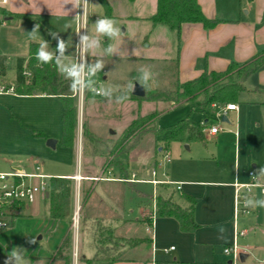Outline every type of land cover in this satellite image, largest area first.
<instances>
[{
  "label": "crops",
  "instance_id": "1",
  "mask_svg": "<svg viewBox=\"0 0 264 264\" xmlns=\"http://www.w3.org/2000/svg\"><path fill=\"white\" fill-rule=\"evenodd\" d=\"M108 2L112 8L111 16L108 18L117 21L122 36L118 41H109L106 37H101V48L96 50L97 54H102L109 43L115 44L119 49V55L104 56L103 80L109 78L108 63L118 60L135 61L141 63L142 67H149L154 73L151 84L168 82L169 78L163 65L178 58L179 79L185 82L198 77L205 69L223 71L231 62L244 63L264 51V0H198L204 14L211 19L217 18L220 22L213 28H205L201 23H185L179 46L174 31L166 25H154L150 20L157 11V0H108ZM2 8L13 14L0 15V51L8 57L7 67L9 60H15V76L9 78L8 74L6 75L11 82L16 77V60L20 56L28 55L31 42L40 43L46 40L49 42L50 50L56 48L57 41L49 34L51 32L58 33L59 37L70 45L66 54L75 51L79 23L75 16L82 15V9H73L70 3L65 5V0H7ZM17 14H30L31 19ZM89 17L88 13L87 29L94 33L96 21L90 20ZM100 17H107L105 10L104 15ZM36 25L40 26L39 33L33 40L28 33ZM94 59L95 56L88 57L90 63ZM133 72L139 73L138 70L131 73ZM245 85L247 89L241 92L238 102H233L238 105V109H225L229 103L212 105L213 118H209L199 108H194L192 102H182L192 103L193 111H199L203 116L198 123L191 121L207 125L204 144L209 137L214 139L216 144L222 143L225 132L234 136V142L231 143L232 154L228 157L223 153L225 149L222 150L219 156H216L217 167L204 170L203 167L191 165L189 171L185 173H172L169 169L159 173L156 167L151 171L147 168L131 170L130 160L127 158L117 164L104 162L103 156L98 155L97 151L85 150L83 128L79 125L76 127L72 147L78 151L79 159L81 153L87 154V162H83L78 171L74 167L54 171L46 166L44 159H48L50 148L54 149L59 144L61 136L48 135V128L40 124L39 116L44 113L31 108L26 111L23 107L17 110L13 117H10L9 113L16 108V103H23L25 100L55 98L60 101V99L45 93L23 95L16 93L15 90L0 92V172L18 171L23 174H43L47 178L57 176L74 179L73 207L75 210L76 202H80L81 221H84L79 230L78 241L73 244L72 249L74 251L77 249L81 256L92 258L95 255L93 228L95 220H101L103 225L112 227L116 237L145 239L134 246L123 243L120 248V259L116 261L111 263L95 261L92 264H231V259L224 254L223 248L234 242L244 250L241 254L244 264H262L257 259L264 256V239L258 240L261 236L258 232L262 231L260 227L264 225V208H256L250 215H241L236 220L234 207L236 183L249 182L251 169L257 171L264 168V66L251 74ZM97 99L99 97L90 98L86 102L94 106ZM246 109L252 112L254 118L241 124ZM62 113L61 104L60 118ZM217 113L221 115L222 129L212 134L208 128L218 122ZM210 120L212 123L209 124ZM223 122L227 125L223 126ZM35 131H46L48 138L57 139L56 146H49L48 138L36 137ZM113 133L112 131L110 134ZM98 136L99 144L104 146L112 141L105 135ZM10 139L24 143L26 147L22 153L24 157L14 155L15 150L2 148L1 144L6 140L11 142ZM140 142L123 153L130 156ZM224 144L226 147L227 144L225 142ZM168 145L165 141L163 145L156 143V146H159L157 151L163 156V160L166 151L171 153ZM192 146L193 143L187 145L188 148ZM41 157L43 162H39ZM160 161L161 156H156L155 162ZM24 179L27 182L40 180L38 177ZM153 179L161 182L154 183L151 181ZM86 192L89 193L86 195ZM158 194L172 195L178 203H184V194L194 196L197 227L184 231L174 216L158 214L156 207ZM40 195L34 202L19 203L14 210L15 216L21 217L36 212ZM252 195L263 198L259 188H254ZM43 196L48 200L46 194ZM148 197L150 200L147 201ZM218 225H224L226 228L224 240L217 238ZM127 226L130 229L133 226H140V235L120 234ZM240 227L247 230L242 237L237 236ZM66 228L63 230L59 245ZM57 249L48 256L39 255L36 259L38 261L47 257L50 259ZM78 264L85 263L78 260Z\"/></svg>",
  "mask_w": 264,
  "mask_h": 264
},
{
  "label": "trees",
  "instance_id": "2",
  "mask_svg": "<svg viewBox=\"0 0 264 264\" xmlns=\"http://www.w3.org/2000/svg\"><path fill=\"white\" fill-rule=\"evenodd\" d=\"M105 10L107 17L111 16L112 8L108 0H99ZM0 15H13L4 8H0ZM17 16L31 19L30 14H17ZM154 25L162 24L168 26L177 35L178 46L181 42L182 27L185 23H201L205 28H213L220 20L207 17L198 2V0H157V11L150 17ZM40 43L31 42L27 56H20L16 60V77L11 82L7 75L8 57L0 51V86L6 84L7 87L14 86L18 94H50L57 96L62 104V135L59 143L66 147H72L75 140V131L77 127V100L73 97L70 89V81L62 76L54 63L41 64L35 58V53ZM54 48V47H53ZM264 66V51L254 56L244 63L231 62L223 71L205 69L198 77L181 82L179 79L178 58L171 62H166L163 69L167 72L169 81L164 87L155 88L149 86L146 95L143 97L135 96L133 93L121 92V95L127 94L129 99H146L151 102H172L182 103L190 101L194 108H199L207 114L209 118L214 117L212 105L238 102L241 92L245 91V82L249 76ZM139 73H131L129 82H136ZM103 71L98 74L97 82L100 85L103 80ZM158 85V84H157ZM88 99L102 97L87 93ZM157 112L154 111L147 115L139 116L133 120L125 129L122 137L117 141L108 142L105 147L108 152L123 153L134 148L147 132L163 134L166 143L179 139L183 133H187L189 139H196L201 142L206 141V124H197L191 121L188 116L176 124L165 129L159 128L155 124ZM36 137L48 138L43 131H35ZM84 148L88 150L93 146V151L98 149L99 142L90 129L88 124L83 125ZM47 190L50 203V216L57 219H65L67 228L62 242L59 245L55 258L64 260L65 264L72 262V230L71 219L74 211V193L75 181L69 177H48ZM89 192H86V195ZM184 203H178L173 196L158 194L156 196V207L158 214L162 216H174L180 222L184 231L193 230L197 227L195 221L196 198L189 194H184ZM19 203L15 202L12 209H15ZM84 221V220H83ZM81 221V225L82 222ZM96 252L92 258L80 256V261L85 264H92L95 261L113 262L120 259V248L123 243L128 245H137L145 239L116 237L114 230L110 226H105L101 220H95L93 224Z\"/></svg>",
  "mask_w": 264,
  "mask_h": 264
},
{
  "label": "rangeland",
  "instance_id": "3",
  "mask_svg": "<svg viewBox=\"0 0 264 264\" xmlns=\"http://www.w3.org/2000/svg\"><path fill=\"white\" fill-rule=\"evenodd\" d=\"M88 2V13L90 15L89 19L96 21L97 18L99 19L100 15H104V9L99 0H88ZM108 64H110L108 73L109 78L102 80L99 86H110L114 92L113 100L112 102H109L105 97L102 96L97 99L94 106H91L88 102H85L84 106L82 107V113L77 112V127L79 125L81 128H83L84 122H86L90 129L94 132L96 138H99L98 134H100L105 135L107 138L113 141H117L122 137L125 129L133 120L139 116L147 115L154 111L157 112L155 124L157 127L163 129L178 123L188 116L191 118V120L197 123L202 120L203 116L199 113V111H193L192 103H155L146 99H128L122 104H117L115 102V97L120 96L122 91H127V86L130 83L128 82L129 78L131 77L130 73L132 71H137L142 67V65L139 62L130 60H118L115 62H109ZM7 74L9 78H13L15 76L14 59L9 60L8 62ZM156 78H160V76H156ZM165 83L166 82L151 83V86L154 88L156 86L164 87ZM0 87L9 88L6 84H2ZM10 87L14 88L13 85ZM22 107L26 111H29V108H31L38 112L44 113L42 115L40 114L41 116H39L41 117L40 124L48 128V135L54 137L61 136V104L59 100L55 98L44 100H25L23 103H16V108L18 109L15 108L13 109V112L10 111L9 116L13 117L14 114L16 115L17 110L21 109ZM247 110L248 109H246L244 112L241 124H243V121L246 123L250 120H253L254 118L252 116V112H248ZM211 121L212 120L209 121V124L212 123ZM226 125L227 123L223 122V126ZM112 131L114 133L110 134ZM225 133V139L219 144H216L214 139L210 137L207 138L206 144L196 139L190 140L188 134L186 132L183 133L179 139L170 141L168 143L172 153L170 162L164 161L163 156L157 151L159 146L157 147L156 143L159 142L160 145L164 144L165 140L163 138V134H157L154 132L145 133L140 144L134 151H132V153H130V156L126 155L125 153L111 154L102 144L97 146V152L98 155L103 156L104 162H108L110 164H117L120 162L122 163L123 159H129V168L131 170L147 168L149 171H151L156 167L159 173L167 169H169L172 173H185L189 171L191 165L193 167H196L197 165L203 167L204 170H210L211 168L217 167L216 161L218 160V157L216 158V156H219L222 150L225 149L223 153H225L228 157L232 154L231 143L234 142V136L228 132ZM10 141L11 142H7V140L5 142L3 141L4 144H1L2 148L15 150L14 155H18V157H24L25 155L22 154L26 149L24 143H20V140L17 142L15 140L14 142V140L10 139ZM224 142L227 144L226 147H224ZM191 143H193L192 148H188L187 145H190ZM165 144L167 143L165 142ZM241 147L243 150H246V148L243 146ZM92 148L93 146H90L88 151H91ZM49 151L50 153L48 154V159L44 160L46 166L48 165V168L54 171L58 169L64 170V168L69 169L71 167H74L75 170L78 171V169H81L83 162H87L86 160L88 158L87 154L81 153L79 159L78 151H76L75 148L63 146L60 143L54 149L50 148ZM212 153L215 155L213 156ZM156 156H161L160 163L155 162ZM41 161L43 162L42 157L39 158V162ZM39 197L40 201L38 204V209L32 214L16 217V213H14L15 209L5 213L4 219L7 220L8 226L0 230V264H4L7 254L14 247H22L25 249L24 256L28 259L30 264H65L64 260L59 261V259L55 258L56 253L50 257V259H48V257L41 261L36 259V257L39 255L48 256L57 249L63 234V230L67 227V221L65 219H57L50 216L49 201L47 198L42 194ZM148 200H150V197L147 198V201ZM77 206L81 207L79 201H77L75 204V210L73 211L71 219L72 246L73 244L77 243L79 230L81 229V209L77 212L79 214L78 222L74 224ZM252 212L253 211L245 215H250ZM260 228L262 231H264V225ZM140 229V226H133L131 229L129 226H127L123 228V231H121L120 234H127V236H137L138 234L140 235ZM240 229L244 228L240 227ZM262 231L258 232V235H264ZM251 235L254 234L251 233ZM261 236H257L258 240L264 239V237ZM30 239H35L36 243H28ZM74 254L78 257V260H80L81 254L77 251V249H75V251L72 249V257ZM263 257H258V259H256L260 261Z\"/></svg>",
  "mask_w": 264,
  "mask_h": 264
},
{
  "label": "clouds",
  "instance_id": "4",
  "mask_svg": "<svg viewBox=\"0 0 264 264\" xmlns=\"http://www.w3.org/2000/svg\"><path fill=\"white\" fill-rule=\"evenodd\" d=\"M72 4L73 9H82L83 14L76 15L75 19L80 21L81 29L85 31L81 33L79 30L76 34L79 36L78 43L75 45V51L72 54H66L70 45L58 33H49L53 39L57 41L54 50L49 49V42L42 40L35 53L36 60L41 64L54 63L58 72L70 81V89L77 97H83L87 93L93 95H100L105 97L109 102L113 100V89L110 86H99L97 76L105 67L104 56L114 54L119 55V49L115 44L109 43L103 49L102 54H97L98 49L101 48V37H106L109 41H118L122 36L121 27L117 25V21L108 17H99L94 23V33H90L87 29V15H88V0H65L66 4ZM39 25H36L29 36L35 40L37 33H39ZM72 47V45H71ZM136 54L134 50L133 55ZM89 56H95V59L90 63ZM139 75L136 78L144 88L147 89L149 82L154 79L152 70L143 66L138 69ZM134 83H129L127 90L132 93ZM129 99L127 94L116 96L115 102L122 104ZM238 172V168L236 169ZM252 181L255 187H264V168H259L252 174ZM238 179V178H237ZM241 187H246L241 185ZM243 205L245 208L255 210L256 208H264V198H256L253 195L245 194L243 197ZM218 239H225L226 228L224 225H218ZM30 244H35V239L28 241ZM24 248L14 247L8 254L4 264H30L28 259L24 256ZM224 254L228 255L230 249L225 247ZM73 264H78V257L74 254Z\"/></svg>",
  "mask_w": 264,
  "mask_h": 264
},
{
  "label": "built area",
  "instance_id": "5",
  "mask_svg": "<svg viewBox=\"0 0 264 264\" xmlns=\"http://www.w3.org/2000/svg\"><path fill=\"white\" fill-rule=\"evenodd\" d=\"M7 3V0H0V8L4 4ZM81 30L83 33L85 30L81 29V23H78V31ZM79 36H76V44L78 43ZM14 91L13 87L10 88H3L0 87V92H9ZM77 100L78 112L82 113V107L84 106L85 102L88 101L87 94L83 97H77L76 94L72 92L71 94ZM217 104L214 103L213 106ZM225 109L228 110H237L238 105L235 103H229L226 105ZM218 122L208 128L209 132L212 134L218 133L221 129V115L217 113ZM171 159V153L169 151L165 152L164 161L168 162ZM256 172L255 169H251L249 171L250 181L247 183H236V197H235V207H234V214L236 220L239 216L249 214L252 209L245 208L243 205V197L245 194L252 195L254 188H259L260 192L264 198V187H255L252 181V174ZM155 170L153 174H155ZM25 177H38L40 180L38 182H27L25 181ZM136 180V179H133ZM154 183L161 182L160 180L153 179L151 180ZM241 185H245L246 187H241ZM48 187V178L43 174H23L18 171H13L10 173H2L0 172V229H3L8 226L7 220L4 219L5 213L12 210V205L15 202H33L38 195L42 194L45 195ZM80 206H77V211L75 212V220L74 224L78 222L76 220V213L79 211ZM79 215V214H78ZM247 233L246 229H238L237 236H243ZM227 247L231 251L227 255L231 259V264H244L241 260L242 250L241 247L238 245L237 242L230 243L225 245L224 248ZM223 248V250H224ZM174 249V247H171ZM169 249H166V251ZM224 252V251H223ZM262 264H264V257L260 260Z\"/></svg>",
  "mask_w": 264,
  "mask_h": 264
},
{
  "label": "water",
  "instance_id": "6",
  "mask_svg": "<svg viewBox=\"0 0 264 264\" xmlns=\"http://www.w3.org/2000/svg\"><path fill=\"white\" fill-rule=\"evenodd\" d=\"M132 93L135 96L143 97V96L146 95V90H145V88L139 82H135L134 83V89H133ZM224 118H225V116H223V119ZM56 143H57V139H55V138H48L47 139V144L49 146L55 147L56 146ZM48 194H49V192L47 191L46 192V195L48 196ZM76 215H77V213H76Z\"/></svg>",
  "mask_w": 264,
  "mask_h": 264
},
{
  "label": "bare ground",
  "instance_id": "7",
  "mask_svg": "<svg viewBox=\"0 0 264 264\" xmlns=\"http://www.w3.org/2000/svg\"><path fill=\"white\" fill-rule=\"evenodd\" d=\"M77 218H78V213H77V216H76V220H77Z\"/></svg>",
  "mask_w": 264,
  "mask_h": 264
}]
</instances>
